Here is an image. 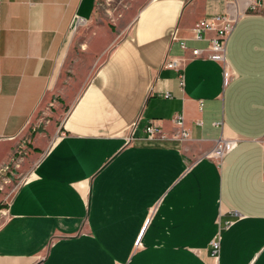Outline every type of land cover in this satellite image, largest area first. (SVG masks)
Masks as SVG:
<instances>
[{
  "label": "crops",
  "instance_id": "crops-1",
  "mask_svg": "<svg viewBox=\"0 0 264 264\" xmlns=\"http://www.w3.org/2000/svg\"><path fill=\"white\" fill-rule=\"evenodd\" d=\"M245 6L0 0V173L18 182L0 264H215L218 233L216 264H264V0L227 39L228 84L191 54L213 35L193 38L195 21ZM221 137L237 142L218 164L205 154Z\"/></svg>",
  "mask_w": 264,
  "mask_h": 264
},
{
  "label": "built area",
  "instance_id": "built-area-1",
  "mask_svg": "<svg viewBox=\"0 0 264 264\" xmlns=\"http://www.w3.org/2000/svg\"><path fill=\"white\" fill-rule=\"evenodd\" d=\"M228 2H236V0H227ZM121 2V0H119ZM262 0H246V6L243 11L237 10L234 16L228 14L227 12L213 14L208 17H203L195 21L191 27L192 37L195 39H201L205 36L206 32L212 31L213 35L208 38V44L204 49L200 48H191V54L193 56H206L211 60L217 62L221 66L223 84H228L234 77L236 72L229 64V61L226 57V43L227 39L233 30L237 20L242 17L247 12H256L260 9ZM82 18L75 16V24L79 23ZM74 25V24H73ZM176 29L172 33V39H178L179 45L182 49L186 48L185 42L182 38L177 37ZM204 51L206 52L204 54ZM185 58L182 55H171L165 60H163L162 67L173 69L177 72V78L179 86L182 88L184 84V66ZM165 96H169V93L166 92ZM174 123L179 128V131L174 135L177 138L183 139L189 136L188 130L183 126V114H177L173 118ZM145 131L149 137L153 136H164L161 129L154 124H149L145 127ZM63 134L62 131L59 132V136ZM237 142V138H225L221 137L214 147L205 154L206 157L215 160L218 164H221L223 156L229 152ZM26 147L19 146L16 150L18 155H22ZM10 170L8 164L0 166V172ZM8 179V178H7ZM26 177H22L20 182H25ZM4 181H6L4 179ZM15 188V187H14ZM13 188V190H14ZM11 190V191H13ZM230 223V222H228ZM227 223V224H228ZM220 235L219 233L212 238L210 245L212 247V255L218 259L219 247H220ZM138 240L135 241L137 245ZM215 263V264H216Z\"/></svg>",
  "mask_w": 264,
  "mask_h": 264
},
{
  "label": "rangeland",
  "instance_id": "rangeland-1",
  "mask_svg": "<svg viewBox=\"0 0 264 264\" xmlns=\"http://www.w3.org/2000/svg\"><path fill=\"white\" fill-rule=\"evenodd\" d=\"M147 0H124V3L127 2L129 3H134V4H143L145 3ZM17 153V152H16ZM23 177V176H22ZM21 177V178H22ZM8 177L5 176V174H1L0 173V203L4 204L2 201L5 200V198L11 193V190H13V188L17 185V181L12 179V180H8ZM19 177H16L15 179H18ZM4 179L6 181H4ZM5 205V204H4ZM2 209V208H1ZM0 209V223L3 220V213L2 210Z\"/></svg>",
  "mask_w": 264,
  "mask_h": 264
},
{
  "label": "trees",
  "instance_id": "trees-1",
  "mask_svg": "<svg viewBox=\"0 0 264 264\" xmlns=\"http://www.w3.org/2000/svg\"><path fill=\"white\" fill-rule=\"evenodd\" d=\"M4 207V204L0 203V209Z\"/></svg>",
  "mask_w": 264,
  "mask_h": 264
}]
</instances>
